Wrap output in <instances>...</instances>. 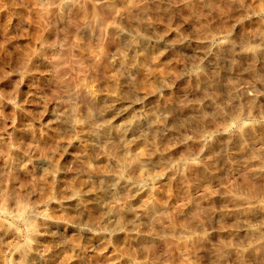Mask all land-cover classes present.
<instances>
[{
    "label": "rangeland",
    "instance_id": "rangeland-1",
    "mask_svg": "<svg viewBox=\"0 0 264 264\" xmlns=\"http://www.w3.org/2000/svg\"><path fill=\"white\" fill-rule=\"evenodd\" d=\"M0 264H264V0H0Z\"/></svg>",
    "mask_w": 264,
    "mask_h": 264
}]
</instances>
